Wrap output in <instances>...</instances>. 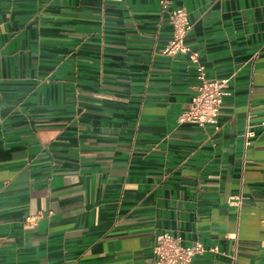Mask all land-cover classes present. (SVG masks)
Wrapping results in <instances>:
<instances>
[{
    "label": "crops",
    "instance_id": "crops-1",
    "mask_svg": "<svg viewBox=\"0 0 264 264\" xmlns=\"http://www.w3.org/2000/svg\"><path fill=\"white\" fill-rule=\"evenodd\" d=\"M159 1L0 0V264H156L162 232L264 264V0H170L228 79L205 126Z\"/></svg>",
    "mask_w": 264,
    "mask_h": 264
},
{
    "label": "built area",
    "instance_id": "built-area-1",
    "mask_svg": "<svg viewBox=\"0 0 264 264\" xmlns=\"http://www.w3.org/2000/svg\"><path fill=\"white\" fill-rule=\"evenodd\" d=\"M159 2L160 8L167 12L160 20L169 23L172 27V38L164 48L163 53L166 55L187 54L190 60L195 63L197 79L194 86L195 93L191 98L190 107L179 115L178 121L194 123L199 126L216 125L223 99L229 94L228 79H207L205 67L198 61L197 53L190 52L186 45V36L191 29L188 12L183 7H171L170 0H160ZM258 126L264 131V121L260 122ZM253 136H255L254 129L251 125H246L243 133L245 142L248 143V139ZM237 201L239 202L240 199L238 198ZM27 220L36 223L37 216ZM207 250L217 251L215 247L206 249L200 241L184 245L180 237L168 232L156 235L152 246V254L156 264H189L196 255Z\"/></svg>",
    "mask_w": 264,
    "mask_h": 264
}]
</instances>
